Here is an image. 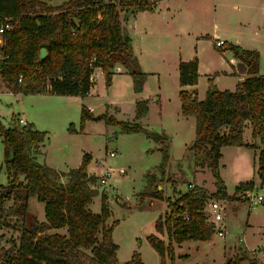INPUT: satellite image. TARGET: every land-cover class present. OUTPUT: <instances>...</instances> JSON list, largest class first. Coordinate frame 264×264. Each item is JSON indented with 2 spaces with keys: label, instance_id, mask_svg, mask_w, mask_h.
<instances>
[{
  "label": "trees",
  "instance_id": "1",
  "mask_svg": "<svg viewBox=\"0 0 264 264\" xmlns=\"http://www.w3.org/2000/svg\"><path fill=\"white\" fill-rule=\"evenodd\" d=\"M44 1V0H43ZM42 0H0V24L9 18L13 27L0 34V77L15 93H48L85 96L93 85L92 75L101 68L106 85H110L115 67L124 68L133 81L135 92L142 91L148 73L144 71L133 48V41L121 22L138 11H154L160 0H65L56 6ZM45 7L43 11L39 10ZM45 47L47 54L39 60ZM217 50H230L239 60L238 68L250 75L240 80L234 89L207 91L199 99L197 90L185 85L198 82V57L180 60L178 65L181 113L195 117V137L190 145L196 168H208L215 179V192L193 185L187 192L167 206L163 216L155 222L156 231L167 232L168 244L156 234L148 241L159 253L161 264L165 257L174 259L173 242L187 239H210L214 224L203 209L210 197L229 198L220 175L221 147L242 145L254 148L244 140V130L251 127L252 137L259 140L256 173L264 182V74L259 73V52L223 41ZM147 100L137 101V116L147 111ZM102 118L118 124L126 131L140 129L138 123L117 120L107 112L96 116L82 104L80 128L86 121ZM13 124V127L10 124ZM71 132L77 129L71 123ZM0 136L4 143L8 183L0 185V207L6 199H13V214L26 216L31 196L44 203L45 220L34 226L22 224L15 255L5 264H145L138 251L120 263L118 245L113 241L115 223H107L111 209L105 193L101 194L99 213L88 208L98 190L92 186L97 176L88 172L92 155L84 152L81 163L67 172L58 171L38 161L37 153L46 138V131L32 123L22 125L17 120L7 126L0 122ZM10 152L13 159L8 161ZM169 159L163 149L160 170L164 174ZM22 174L24 180H19ZM67 176L62 181V176ZM156 181V174H149ZM255 180L239 182L232 197L246 189L253 190ZM157 189V187H156ZM153 197H162L160 190H149ZM1 209V208H0ZM187 216V218L185 217ZM5 223V224H4ZM8 225V222H0ZM66 227V234L49 232L50 228ZM225 264H263L247 249L241 247L226 259Z\"/></svg>",
  "mask_w": 264,
  "mask_h": 264
},
{
  "label": "rangeland",
  "instance_id": "2",
  "mask_svg": "<svg viewBox=\"0 0 264 264\" xmlns=\"http://www.w3.org/2000/svg\"><path fill=\"white\" fill-rule=\"evenodd\" d=\"M63 1L43 2L56 6ZM169 5L172 9L166 15L168 19H158L155 13L156 19L144 17L139 21L144 25L149 22L154 24L153 36L142 35L141 27L133 35L135 44L141 47L148 73L143 97L139 98L147 100V111L140 117L137 116L136 93L129 75H116L111 86L106 85L104 78L98 75L86 99L73 97L70 100L67 127L72 123L77 132L69 131L64 122L55 121L54 125L46 122L47 112H56L63 107L62 101L58 100L69 97L14 93L0 77V122L7 126L11 121H17L19 116L37 117L46 131L42 156L46 162L64 170L75 168L81 163L84 152H89L92 155L89 166L91 174L97 176L112 169L109 188L98 180L92 184L98 194L93 196L88 208L93 213H99L101 194H106L112 211L107 223L117 221L112 238L118 245L117 258L120 263L128 261L132 253L138 251L145 264H161L159 253L148 241L150 234H161L155 229L156 219L165 214L169 203L172 204L180 194L188 191L191 183L208 190L215 188L211 171L208 168L196 170L194 164L190 145L195 137V117L181 113L178 62L181 57H188L190 52L208 61L207 56L214 49L211 36L237 37L239 27L236 18L241 14L253 13L257 19L264 17V2L259 0H170ZM44 9L41 7L39 10ZM122 15H125L124 11ZM146 31L150 33L149 28ZM210 81L209 75H203L198 85L200 90ZM232 81L230 77L221 76L214 79L210 88H217V84L233 85ZM84 103L93 106L91 110L96 116L107 112L117 120L138 123L140 129L126 131L118 124L107 123L97 117L86 121L83 130L79 131L80 109ZM153 132L159 135L154 136ZM163 149H167L169 155L164 174L160 170ZM112 150L116 155L109 154ZM42 157L40 159L43 160ZM225 158L228 159L227 152ZM229 170L223 172L232 192ZM151 173L156 174V181L149 179ZM18 179L24 180V176L20 174ZM7 183V163L0 136V185ZM156 187L163 198L147 193L157 190ZM252 191L256 195L264 193L259 183ZM235 198L210 197L205 204L207 208L208 202L218 200L224 205L223 218L218 221V225L223 224V236L214 230L210 239H187L181 246L173 242L174 259L166 255L165 264H225L226 259L239 251L240 245H243L239 238L248 226V213H260L263 203L250 206L242 195ZM12 205L13 199H6L0 207V222H8V225H0V264H5L9 257L15 255L20 226L27 224L33 227L35 222L45 219L44 203L35 196L29 198L26 216L22 218L13 214ZM56 229L59 233L67 232L66 227ZM252 232L255 229L246 230L249 238H252ZM164 234L166 240L160 237L168 244L167 232Z\"/></svg>",
  "mask_w": 264,
  "mask_h": 264
},
{
  "label": "crops",
  "instance_id": "3",
  "mask_svg": "<svg viewBox=\"0 0 264 264\" xmlns=\"http://www.w3.org/2000/svg\"><path fill=\"white\" fill-rule=\"evenodd\" d=\"M259 1L264 2V0H259ZM169 2H170V0L158 1V4H157L156 8L154 9V11L144 10V11H138L136 13H130L127 16L122 15V13L120 15L122 25L124 26V28L127 30V32L129 33V35L132 38L133 48H134L135 54L137 55V57L139 59V63H140V65L144 71L146 69L144 66V59L142 58V54H141V47L139 45V48H138V46L135 44V39H134L133 35L135 34L136 30L138 31L139 27H141L142 28L141 29L142 35L150 36V37L153 36L154 35V33H153V28H154L153 25L154 24L149 22V23H146L148 25H144V23L141 24V23H139V21H142V19L144 17L148 19V18L154 17L156 15H157L158 19H163V20L168 19V16H166V15H168V13H170L171 9H172L171 6L169 5ZM162 5L164 6V8H161ZM162 9H163V11H162ZM155 13H156V15H155ZM161 15H163V16H161ZM154 19H156V18L154 17ZM236 19H237L238 27H239L238 36L233 38V39H227L224 36L223 37L222 36H218V37H212L211 36V38H213L212 39V45H213L214 49L212 50L211 54L207 56V58H209V60L204 61L200 56L198 57L199 77H198L197 84L184 86L188 90L196 89L199 99H203L206 97L207 91L209 90L210 86L213 84L214 79L217 80L221 76L230 77L233 79V81H232L233 85H230L229 83H227L226 85L225 84H223V85L217 84V88L221 89V90L222 89H234L236 84L240 80H242L243 78L250 75L247 70L241 71V69L238 68L239 60L233 56V54L230 50H226L223 53L218 51L217 47H215V45H214V41L215 42L217 40L230 41V42L237 43L244 48L257 50L259 52V73L264 74V17H262V19H257L255 14L247 12V13L241 14ZM147 28H149L150 33H148L146 31ZM0 42H2L1 38H0ZM194 57H195L194 53L190 52L188 57H181V60H190V59H193ZM179 62H178V65H179ZM118 66H120V65H118ZM123 72H124V68L122 66H120V70L113 74L110 86L113 85L114 78L116 77V75H120V74H123L125 76L129 75L128 73L124 74ZM98 75H99V77L100 76L103 77L104 81H105V75H104V72L101 68H98L97 71L95 72V79ZM203 75H209V80L212 79V81H210L207 86L205 85V87H203L200 90V87L198 85H199L201 77ZM129 77H130V80H129L130 84L133 85L131 76L129 75ZM178 82H179V72H178ZM94 83H95V81H93V84ZM92 86H91L89 93L85 96L61 95V97H69V98H62V99L58 100V101H62L63 107H61L56 112H54V111L47 112L46 122L51 124V125H54L55 121H60V122H64L63 125L67 127L68 120H69L68 119L69 118L68 117L69 116L68 111H69V106H70L69 105L70 100L74 99L73 97H82V99H86L92 91ZM144 87H145V84H144ZM144 87H143L142 91L135 92L136 93L135 94L136 95L135 96L136 101H138L139 98L143 97L142 93L144 92ZM202 90L204 92L203 94H202ZM37 94H45V93H37ZM46 94H48V93H46ZM55 95H58V94H55ZM84 105H86L90 110L93 109V106L89 103H86V104L84 103ZM180 105H181V101H180ZM80 111H81V109H80ZM19 117H21V116H19ZM22 118L26 121V124L32 123L34 125V127L37 129L43 130L45 128V127H42L40 125L41 123H40L39 119L37 117H35L34 115H29L28 117H25V118L22 117ZM244 140L246 142H249V143L255 145V147L250 148V147H246V146H242V145H225V146L221 147L222 157L219 161V165L221 168L220 169V175H221V177H222V179L226 185V190H227V193L229 195V199H231V200L237 199V198H235L236 196L232 197L234 192H235L236 185L239 182L247 181V180L252 179V178L255 180V186L254 187H257V185L259 183L261 186V190H263V192H264V182L261 183V181H260V179L256 173L257 157H258V152L260 150V143H259L258 139L252 137V130H251V127L249 125H247L245 127ZM45 141H46V138L38 150V153H37L38 161L43 162L45 164L48 163L47 165L49 167L55 169V170L67 172L69 169L64 170V169L57 168L52 163H49L48 161L46 162L44 157H42V156H44ZM225 152H227L228 159L225 158ZM41 157L43 158V160L40 159ZM89 166H90V163H89ZM89 166H88V172L91 174ZM204 168H206V167H204ZM204 168H196V170H200V169H204ZM227 169H230L229 170V176L232 178V181H231V184L233 186L232 192L229 191L230 190L228 188L229 183H228L226 175L223 172V170H227ZM61 180L66 181L67 176L63 175L61 177ZM215 190H216V188L208 190V191H209V193H213V192H215ZM261 195L264 196V193L261 192ZM261 207H262L261 212L258 214L250 215V213H248V216H247L248 226H247V228H245L244 234L242 237L239 238V241H241L243 243V245H240L241 247H244L245 249H247L251 256H255L259 260V262L264 264V201H263V204ZM44 220H40V221H44ZM154 226H155V223H154ZM247 229L248 230L249 229H255V232H252V234H251L252 238H249L250 235H248L246 233ZM49 232H51V233L57 232V229L56 228H50ZM164 232L159 234V236L164 237V235H165ZM256 234H258L257 237H256ZM163 239H165V237ZM185 241L186 240L182 241L179 244H177V243H175V244L177 246H181ZM232 246L235 247V245H232Z\"/></svg>",
  "mask_w": 264,
  "mask_h": 264
},
{
  "label": "built area",
  "instance_id": "4",
  "mask_svg": "<svg viewBox=\"0 0 264 264\" xmlns=\"http://www.w3.org/2000/svg\"><path fill=\"white\" fill-rule=\"evenodd\" d=\"M13 27V23L9 18H5L4 22L0 24V34L5 32L6 30L10 29ZM2 40V39H1ZM223 44V40H217L215 42L216 46H221ZM120 70V66L115 67V72ZM97 71V68L95 69L92 79L93 81L95 80V72ZM18 121L22 125H26V121L22 118L19 117ZM110 155H116L115 151H110ZM112 175V169L109 168L108 170L103 171L101 174L97 175V180L104 184L107 185V187H110L109 179ZM193 183L190 184L192 187ZM241 195L245 198H247L250 206H255L257 204H261L264 201V196L261 194H254L251 189H246L241 192ZM222 209H224V205L221 203V201L218 200H213L211 202L207 203V208L204 207L203 211L206 214V217L209 221H211L214 224V230L217 231V233L221 236L224 235V230H223V224L218 225V221L222 220ZM210 215V216H209ZM187 218V216H185Z\"/></svg>",
  "mask_w": 264,
  "mask_h": 264
},
{
  "label": "water",
  "instance_id": "5",
  "mask_svg": "<svg viewBox=\"0 0 264 264\" xmlns=\"http://www.w3.org/2000/svg\"><path fill=\"white\" fill-rule=\"evenodd\" d=\"M46 54H47L46 48L45 47H42L40 49V52H39V60L44 59V57L46 56ZM215 89H216L215 87H211L210 88V91L213 92V91H215ZM10 126L13 127V124L11 123ZM152 134L154 136H158L159 135V133H157V132H153ZM164 136L166 137L167 135H164ZM7 159H8V161H11L13 159V152H10V154H9V156H8Z\"/></svg>",
  "mask_w": 264,
  "mask_h": 264
}]
</instances>
